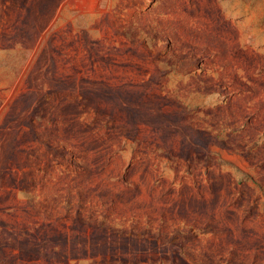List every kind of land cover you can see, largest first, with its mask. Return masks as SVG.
<instances>
[{"label": "rangeland", "instance_id": "obj_1", "mask_svg": "<svg viewBox=\"0 0 264 264\" xmlns=\"http://www.w3.org/2000/svg\"><path fill=\"white\" fill-rule=\"evenodd\" d=\"M0 264H264V0H0Z\"/></svg>", "mask_w": 264, "mask_h": 264}]
</instances>
